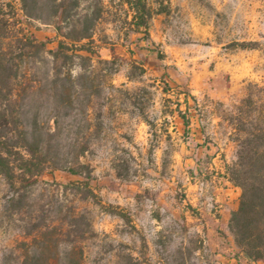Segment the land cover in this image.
I'll use <instances>...</instances> for the list:
<instances>
[{
    "label": "rangeland",
    "instance_id": "rangeland-1",
    "mask_svg": "<svg viewBox=\"0 0 264 264\" xmlns=\"http://www.w3.org/2000/svg\"><path fill=\"white\" fill-rule=\"evenodd\" d=\"M148 4L146 35L127 0H0L6 44L30 34L52 50L64 42L57 62L78 79L85 112L61 122L90 139L81 162L91 173L56 169L15 185L0 176V264L33 255L40 264H126L129 254L141 264H264L235 244L241 188L228 176L238 151L231 113L252 94L264 120V0ZM85 27L94 29L87 50L79 46L88 40L66 37ZM28 61L31 74L50 67L40 50ZM45 115L54 125L53 110Z\"/></svg>",
    "mask_w": 264,
    "mask_h": 264
},
{
    "label": "trees",
    "instance_id": "trees-1",
    "mask_svg": "<svg viewBox=\"0 0 264 264\" xmlns=\"http://www.w3.org/2000/svg\"><path fill=\"white\" fill-rule=\"evenodd\" d=\"M127 2L133 12L135 27L149 35L153 12L148 0ZM93 34L94 29L85 27L66 37L79 43L88 40L79 46L87 50ZM64 46L60 41L57 50L49 49L47 41H40L33 34L17 38L11 45L0 39V176L12 185L31 182L56 169L91 178L89 165L81 162L90 149V139L85 133L81 135L83 130L78 123L61 122L64 115H72L77 108L85 112L83 106L77 107L81 92L78 79L65 75L57 62L60 54L65 52ZM39 50L45 53L50 67L42 74L37 71L31 74L28 70L34 67L29 68L28 59L34 58ZM87 87L90 90L88 100H91L94 85ZM47 109L54 112V125L45 120ZM238 109L237 115L231 113V121L235 122L238 131L237 159L228 167V176L241 188V195L229 226L242 255L258 262L264 261V120L255 117L260 107L252 94L243 98ZM189 124L190 121L185 119V125ZM84 127L87 132L91 126L86 124ZM58 244L63 255H68L66 240L62 238ZM73 248L82 259L83 247ZM37 260L39 256L33 255L30 264H40ZM126 264L141 262L129 254Z\"/></svg>",
    "mask_w": 264,
    "mask_h": 264
},
{
    "label": "crops",
    "instance_id": "crops-1",
    "mask_svg": "<svg viewBox=\"0 0 264 264\" xmlns=\"http://www.w3.org/2000/svg\"><path fill=\"white\" fill-rule=\"evenodd\" d=\"M240 253H241V252H240ZM241 255H242V253H241ZM234 259H235V258H234ZM234 259H230V260H228V261L226 260V261H224L223 264H231V263H233V260H234ZM230 261H232V262H230Z\"/></svg>",
    "mask_w": 264,
    "mask_h": 264
}]
</instances>
